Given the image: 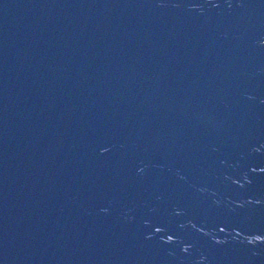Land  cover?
Wrapping results in <instances>:
<instances>
[{"label": "water", "instance_id": "water-1", "mask_svg": "<svg viewBox=\"0 0 264 264\" xmlns=\"http://www.w3.org/2000/svg\"><path fill=\"white\" fill-rule=\"evenodd\" d=\"M0 264H264V0H0Z\"/></svg>", "mask_w": 264, "mask_h": 264}]
</instances>
